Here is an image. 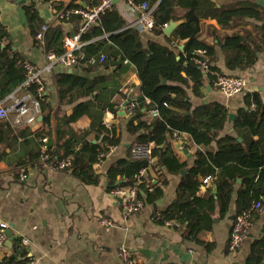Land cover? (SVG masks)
<instances>
[{
	"label": "trees",
	"instance_id": "trees-1",
	"mask_svg": "<svg viewBox=\"0 0 264 264\" xmlns=\"http://www.w3.org/2000/svg\"><path fill=\"white\" fill-rule=\"evenodd\" d=\"M138 1L154 6L152 31L156 35L163 33L164 23L183 20L166 37L168 45L154 41L144 44L138 30L127 26L113 5L101 15L98 24L81 35L80 40L85 43L81 48L84 58L79 59L73 68L90 73L100 64L90 65L87 59L100 54L104 55L101 65L107 70L111 71L112 66L118 69L122 63L134 66L139 80V94L130 102L135 113L130 114L126 123L127 131L135 136L131 146L154 143L156 146L151 147L150 158L155 159L159 179L166 177V174L180 175L175 198L159 214L172 221L173 228H184L186 236L196 239L199 231L209 227L207 211H212L214 207L218 208L221 215L228 211L238 180L236 213L247 209L253 201L264 200V101L258 93L247 92L243 95L244 107L236 111L232 121L234 135L219 136L230 115L226 105L209 102L193 107L190 102L188 91L200 98L204 96L206 86L210 89L213 87V76L205 74L195 64L194 59L199 58L195 52L198 49L204 50L211 70L219 72L212 65L214 44L206 43L199 37L201 24L204 20L215 19L221 27L230 28L242 17L260 22V25L253 26L256 36L252 31L244 30L243 34L233 33L221 40L222 49L227 56L226 67L242 70L255 63L256 53L264 46V8L250 2L217 7L216 0ZM98 3L95 2V5ZM73 6L80 5L71 4L70 7ZM25 10L29 13L30 31L35 37L41 22L30 7ZM62 34L61 24L48 29L44 37L46 51L56 54L64 51ZM213 34L215 37V32ZM183 39L185 42L179 50L177 40ZM24 62L25 59L12 49L8 32L0 24V100L18 88L26 78ZM161 79L165 82L161 83ZM107 80L108 76L101 75L90 79L76 73L55 74L56 92L61 104L75 103L72 112L59 120L56 144L50 139L52 106L48 96L44 91L37 92L34 84L27 88L38 101L42 117L41 128L33 133L38 139L37 146L29 154L27 163L39 161L41 149L45 146L53 158L68 159L70 169L66 170L80 180L90 183L98 180L93 166L105 157L110 147L120 143L119 126L115 123L108 126L101 123L81 134L64 131L63 127L83 116L93 117L92 94H95L93 98L100 104L97 114L102 116L108 109L116 118L117 109L114 104L99 97L101 91L109 92ZM153 109L157 114L149 116L148 113ZM198 121H201L205 131L196 129ZM12 128L15 127L9 124L5 129L0 124V133L5 130L6 135L12 134ZM182 135H187L190 140L178 141V137ZM44 137L46 142L42 141ZM184 142L193 151L194 159L191 163L183 158ZM212 142L215 143V148L211 146ZM131 146L128 148L129 155ZM148 161L146 157L135 158L131 155L117 160L107 171L108 188L131 186L139 180V196L148 202H154L162 193L159 186L165 185L166 179L161 180L159 186L152 184L148 177L150 171L146 177L137 179L140 169L148 168ZM24 163L25 161H20L21 165ZM206 177L209 183L202 197L199 190ZM146 181L152 185V191L146 188ZM213 188L216 189L215 194L212 193ZM23 247L20 238L13 237L8 245L9 254L0 258V264H24L28 256ZM263 260L264 229L262 237L251 244L245 264H259Z\"/></svg>",
	"mask_w": 264,
	"mask_h": 264
},
{
	"label": "crops",
	"instance_id": "crops-1",
	"mask_svg": "<svg viewBox=\"0 0 264 264\" xmlns=\"http://www.w3.org/2000/svg\"><path fill=\"white\" fill-rule=\"evenodd\" d=\"M95 2L100 0H0V24L8 32L12 49L25 61L41 67L45 63V39L40 42L31 34L29 13L25 8L30 7L31 11L37 14L41 22L39 29L43 24H48L49 28L61 24L63 33L73 35L79 20L72 17L62 22L58 19L59 14L67 8L75 7H70L71 4L90 6L95 5ZM238 2L255 3L264 8V0H216V5L219 7ZM114 5L127 26L137 19V14L127 9L122 0L115 1ZM254 25H260V22L246 17L240 18L237 24L230 28L221 27L215 19L202 22L200 39L214 44L212 65L222 74L244 77L247 88L241 94L230 98L222 96L214 84L212 89L206 86L204 96L200 98L188 91L193 107L219 102L228 107L230 114H235L240 107H244L243 95L247 92L258 93L264 101V46L256 53L255 63L242 70L226 67L227 56L221 46V40L226 35L243 34L244 30H247L256 36ZM138 32L144 44L147 41H154L168 45L166 39L168 35L164 32L160 35L154 34L152 29ZM184 42L185 39L177 40L176 46L179 45V50ZM68 70L70 69L58 67L44 75V94L48 96L52 106L50 139L53 143L56 144V128L60 127V118L69 115L75 104H61L59 101L54 81L57 72L76 73L90 79L100 75L108 76L109 92L103 90L99 97L103 101L112 102L117 109L116 118L108 109L99 116L97 113L100 104L94 100L95 94H92L93 117L83 116L63 127L64 131L81 134L109 121L119 126L121 139L118 145L93 166L94 172L98 174V180L90 183L80 180L68 170L40 168L38 161L27 163L29 154L37 146L38 139L33 133L42 126L41 120H38L40 115L37 116L35 123L23 127L11 125L9 118L0 120L1 126L5 129L9 124L15 127L12 128L14 130L12 134L6 135L5 130L0 133V221L8 224L13 237L28 240V244L23 247L28 259H33L35 264H124L118 254L120 245L124 244L132 254L133 263L137 264H245L251 244L263 235L264 200H259L261 208L253 214L241 246L233 252L230 251L228 243L234 216L237 214L235 197L240 180L234 187L228 211L222 215L217 207L207 211L209 227L199 231L196 239L186 236L184 228L166 225L157 216L175 198V190L180 180L178 174H166V177L159 179L158 172H150L148 177L152 184L159 186L161 180L166 179V184L159 186L162 193L152 203L144 199L143 208L127 219L122 217L118 198L109 192L107 171L117 160L130 156L128 148L135 136L127 131L126 123L130 114L135 113L130 108V102L139 94L137 73L130 63H122L118 69L112 66L111 71H116L115 73L105 69L101 64L94 67L90 73L76 67L71 68V72ZM24 93V90L17 91L18 95ZM127 98L131 101L124 108L125 114L120 116L118 114L120 107ZM148 115L151 116L150 113ZM232 121L233 119L229 121L228 118L219 136L235 134ZM195 127L199 131H205L201 121H198ZM177 140L190 138L182 135ZM171 142L173 143V140ZM151 146L156 145L151 143ZM211 146L215 148V143L212 142ZM182 155L189 163L194 159L193 151L189 149L187 142L183 143ZM20 161L25 163L21 165ZM22 169L26 170L24 179L19 177V171ZM208 183L200 186L199 194L202 197ZM212 193L215 194L216 189L213 188ZM254 202L256 201L251 205ZM103 219L110 221L111 225L101 224L100 221ZM7 254L9 248L6 245L0 251V258ZM259 264H264V260Z\"/></svg>",
	"mask_w": 264,
	"mask_h": 264
},
{
	"label": "built area",
	"instance_id": "built-area-1",
	"mask_svg": "<svg viewBox=\"0 0 264 264\" xmlns=\"http://www.w3.org/2000/svg\"><path fill=\"white\" fill-rule=\"evenodd\" d=\"M127 9L137 14V19L128 26L135 27L138 31L150 30L154 27L153 11L154 6H149L147 2H138L137 0H122ZM114 5L113 0H100L96 5L90 6H77L73 8H67L63 10L58 19L68 20L72 17L79 19L78 27L73 35L62 34V47L64 51L61 54L54 52H45V63L41 67L35 66L32 63L25 61L24 68L26 71V78L22 84L16 88L12 93L6 96L3 100H0V120L10 119L11 125L15 127H23L31 125L36 122L37 116L40 115V109L38 101L33 95L27 90V88L34 84L37 87V92L41 93L45 89L44 75L53 72L55 68H73L78 60L84 58V53L81 51L82 46L85 44L80 40L83 33L87 32L93 25L98 24L100 17L104 12L110 9ZM168 23H164L162 28H165ZM49 29L48 24H43L37 31L35 39L40 42L44 41L46 32ZM105 37V36H104ZM199 58L194 59L205 74L213 76V84L216 90L224 97L230 98L238 94H241L247 88V81L244 77L239 75H225L220 72L212 71L207 58L205 57V51L198 49L195 52ZM104 61V55L92 56L87 59V63L90 65L101 64ZM24 90L25 93L18 95L17 91ZM132 110V104L130 105ZM10 114H13L10 118ZM156 110H151L150 115L155 116ZM110 116H112L110 114ZM108 126L110 123L106 121L104 123ZM43 142H46V138H42ZM151 143L149 144H134L130 148V155L132 157H146L149 159L148 168H141L137 179L146 177L147 172H158V166L155 164V159L150 158L151 155ZM113 147H110L111 150ZM38 164L40 167L53 168L56 170L70 169V161L68 159L58 160L53 158L51 154L43 146L41 149V155L39 157ZM149 172V173H150ZM19 177L24 179L26 177V170L22 169L19 171ZM208 182V177L203 179V183ZM139 180L131 185L125 187H114L110 189V194L113 197L118 198L122 217L127 219L137 211H139L145 205V200L139 196L138 188ZM146 188L151 191L152 186L146 181ZM261 208V202L258 200L254 202L247 209L239 211L235 216L230 230V237L228 247L230 251L237 250L246 236L247 228L249 227L253 214ZM164 224L172 225L173 222L164 219L159 214L157 215ZM105 226H110L111 222L103 219L100 221ZM8 224L0 221V251L6 247L7 235L6 230ZM21 244L23 246L28 244V240L21 238ZM119 257L123 260L124 264H132V254L121 244L118 250ZM24 264H35L33 259H27Z\"/></svg>",
	"mask_w": 264,
	"mask_h": 264
},
{
	"label": "water",
	"instance_id": "water-1",
	"mask_svg": "<svg viewBox=\"0 0 264 264\" xmlns=\"http://www.w3.org/2000/svg\"><path fill=\"white\" fill-rule=\"evenodd\" d=\"M115 1H117V0H113V2H115ZM182 22H183L182 20L170 21V22L168 23V25H167L165 28H163V32H164V34H166V35H170V34L173 32V30H174L178 25H180ZM68 72H71V69L68 70ZM164 82H165V80H164V79H161V83H164ZM130 101H131V99H130V98H127V99L122 103V105H121V107H120V112L118 113L120 116H123V115L125 114V112H124V108H125V106H126ZM233 118H234V114L231 113V114L229 115V121L232 120ZM41 119H42V117L39 116V117H38V120H41ZM184 152H185V153L187 152L186 148L184 149ZM213 192H215V191H213ZM232 218H233V217H232ZM6 235H7V238H8V240H7V242H6V245L8 246V245L10 244V241H11L12 238H13V236H12V231H11L10 228H8V229L6 230Z\"/></svg>",
	"mask_w": 264,
	"mask_h": 264
},
{
	"label": "rangeland",
	"instance_id": "rangeland-1",
	"mask_svg": "<svg viewBox=\"0 0 264 264\" xmlns=\"http://www.w3.org/2000/svg\"><path fill=\"white\" fill-rule=\"evenodd\" d=\"M8 240V239H7Z\"/></svg>",
	"mask_w": 264,
	"mask_h": 264
}]
</instances>
